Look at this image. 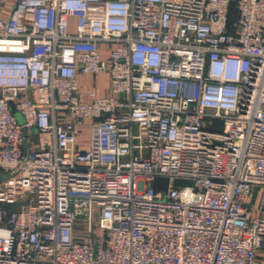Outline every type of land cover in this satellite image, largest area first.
I'll return each mask as SVG.
<instances>
[{"label":"built area","instance_id":"built-area-1","mask_svg":"<svg viewBox=\"0 0 264 264\" xmlns=\"http://www.w3.org/2000/svg\"><path fill=\"white\" fill-rule=\"evenodd\" d=\"M12 2L0 264H264V0Z\"/></svg>","mask_w":264,"mask_h":264},{"label":"crops","instance_id":"crops-1","mask_svg":"<svg viewBox=\"0 0 264 264\" xmlns=\"http://www.w3.org/2000/svg\"><path fill=\"white\" fill-rule=\"evenodd\" d=\"M80 83L82 86V91L84 92L90 91L92 89H96L100 94L106 95L109 93L108 92L109 81H108V78L105 76L98 77L97 79H94L91 76L81 77ZM260 257L264 260V246L260 253Z\"/></svg>","mask_w":264,"mask_h":264},{"label":"water","instance_id":"water-1","mask_svg":"<svg viewBox=\"0 0 264 264\" xmlns=\"http://www.w3.org/2000/svg\"><path fill=\"white\" fill-rule=\"evenodd\" d=\"M170 185L176 187H192L194 183L188 180H170L167 178H156L153 182V186L156 191H167Z\"/></svg>","mask_w":264,"mask_h":264},{"label":"rangeland","instance_id":"rangeland-1","mask_svg":"<svg viewBox=\"0 0 264 264\" xmlns=\"http://www.w3.org/2000/svg\"><path fill=\"white\" fill-rule=\"evenodd\" d=\"M89 126L85 125L82 128V133H81V140L83 141V146L88 148V140H89ZM30 137H33V134H30ZM33 145L35 147V149L38 148V144H37V137L35 136V139H33ZM259 190H256L253 198H252V205H254L255 207H258L259 205V199H260V194H259Z\"/></svg>","mask_w":264,"mask_h":264},{"label":"trees","instance_id":"trees-1","mask_svg":"<svg viewBox=\"0 0 264 264\" xmlns=\"http://www.w3.org/2000/svg\"><path fill=\"white\" fill-rule=\"evenodd\" d=\"M231 19H232V20L236 19V15H235L234 12H232Z\"/></svg>","mask_w":264,"mask_h":264}]
</instances>
